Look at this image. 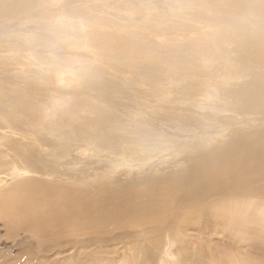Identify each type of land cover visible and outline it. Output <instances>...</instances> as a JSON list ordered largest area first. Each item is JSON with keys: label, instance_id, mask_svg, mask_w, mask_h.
I'll list each match as a JSON object with an SVG mask.
<instances>
[{"label": "rangeland", "instance_id": "rangeland-1", "mask_svg": "<svg viewBox=\"0 0 264 264\" xmlns=\"http://www.w3.org/2000/svg\"><path fill=\"white\" fill-rule=\"evenodd\" d=\"M68 1L33 0L37 3L35 5L37 8L30 13H23L20 18L11 19L8 16V18H0V90L4 98L1 102L5 103V108H11L12 116L33 118L39 127L43 124L41 128L44 131L43 143L45 144L44 148H35L33 141L37 140H29L33 135L27 126L0 122V157H3L2 161L0 160V178L8 181L0 185V194L3 191L8 194L14 193V196L22 195L21 192L26 193L28 197L24 202L27 209L30 207L28 212L25 211V207L12 208L9 206L11 201L0 204V264H264V256L261 255L264 253L263 177L247 182L246 193L239 191V194L234 196L232 193H223L227 198L231 197L228 198L226 206H223L231 207L228 213H223L219 208L222 201L220 199L218 207H215L218 208L217 210L211 207L202 209L200 205L189 208L190 215L185 214L182 225L174 223L172 232L165 230L163 234L156 232L153 235L139 236L132 233L134 227L111 224L102 226L98 223V219L92 216L91 219L87 217L77 219L78 215L73 211L78 207L84 211L88 210L87 204H90L92 195L93 203L91 204L103 205V197L111 193L108 195L107 210L119 204H123L120 205L121 209L134 205L142 208L155 202L162 206L163 210L164 205L176 197L175 182L172 181L168 186H161L154 195H150L149 190H145L144 195H138L128 188L134 183L133 181H129L130 184L126 186L125 181L128 180L129 174L123 171L105 173V176L97 175L81 167L84 165L82 160L79 164L75 159L72 167H63V164L68 161L64 160L66 156L68 157L67 152L77 155L85 146L83 140H79L76 146L71 143L73 138H78V134L79 137H83L78 130V123L86 125L90 136L97 130L99 136L111 137L119 142H124V138L118 135L129 139L127 132L132 129L136 131L148 123L149 127L164 130L169 137L175 133L183 136L184 140L188 138L187 130L196 128L197 135L201 136L204 132L202 137L207 139L209 144L202 150L213 153L219 149L218 153L209 154L215 160L225 157L226 146L236 145L237 141H240L244 150L242 159L244 167L255 162L258 157V152L255 151L259 146L249 149L248 143L255 142L258 136L264 138V122H259L263 117L261 113L255 114L258 117L255 126L252 120L247 119L245 108L249 103L254 102L250 98L240 97L242 124L232 118L234 113L231 111V113L222 112V117H217V111L212 108L198 111L178 109L165 114L166 110L161 112L153 108L152 111L151 107H145V105L127 109L124 107L117 109L116 105H109V109L115 110V114L110 119L104 113H99V110L94 111L93 106L87 103L99 100L105 103L109 96H114L115 99L131 95L133 92L143 95V92H148L151 87L148 79L157 77L152 76V73L165 75L157 78L152 91L157 90L162 94L164 88H167L164 95L170 97L174 96L173 93L170 95L171 91H174L170 87L175 86L170 85L168 81L181 85L183 82L186 83L189 75H196L201 79L202 85L210 84L209 87L202 88L200 92L195 89L199 97H203V93H211L215 98L219 97L216 100V104L219 103L218 106L221 102L227 104L233 98L232 95L230 96L229 88H234L238 84L241 85L240 87L244 86L246 89L255 91L249 86L251 79L249 74L252 73L248 70L257 71L258 83L264 84V54L251 55L250 48H254L255 45L259 47L258 37L255 35L252 37L251 33L255 29H260L262 31L260 34L264 35V25H261L264 15H251L249 12H244L241 9L243 4L235 1V10L226 13L225 16L236 20V24L232 22L217 24L216 21L206 22L204 15L200 14L202 8L199 5L190 15L184 9L179 11L180 6L173 3L176 13L171 14L166 9L171 3L167 0H154L153 4L147 3V6L159 4L152 9H142L140 5L135 4L134 8L137 11L126 8L123 3L125 0H109L110 6L107 12L103 6V0H89L85 4L90 7L94 5L92 9L75 15V12L72 14V9L80 5V2L67 5ZM244 2L247 4L248 0ZM95 5L102 8L97 6L95 9ZM48 14L52 17L51 19H48ZM180 15L185 16L187 20L177 17ZM167 17H174L175 24L179 23V26L157 32L156 29L165 24ZM16 19L19 21L18 24ZM243 20H247L249 27L237 23ZM127 22H130L134 28H129L130 25ZM127 27L135 31V39L126 40L122 37L126 33H121L120 29ZM245 30L248 31L246 34L250 35L248 39L244 35ZM107 35L115 38H105ZM230 36L233 37L228 39ZM252 42L255 43L254 46ZM240 73L243 75L239 77ZM170 74L175 77H169ZM203 77H212V81L204 82ZM224 77L227 78L225 84L218 83L219 79ZM246 77L249 79L247 80ZM244 81H246L245 84H243ZM145 85H147L146 89ZM168 89L171 90L170 93ZM11 99L16 103L13 107ZM259 100L260 108L264 109V97H259ZM230 105L229 101L227 108ZM199 114L204 119L199 120L197 116ZM146 115L151 118L159 117L150 119ZM218 120L224 122V125L217 123ZM120 122L122 123L119 124ZM169 124L170 127H167ZM11 129H15L16 133H13ZM219 129H222V133H219ZM183 130L185 132H182ZM28 149L33 155L29 154L30 161L24 163L20 161L21 156L26 154ZM195 152H189V154L197 155ZM227 155L232 157L229 153ZM14 165L17 166L13 171L17 180L12 181L11 175H6L3 171L8 172ZM23 166H29L32 169L42 167L46 172L53 171L54 174L47 176L33 171L21 177L23 171L20 167ZM175 166L170 164L166 170H172ZM188 166L189 163L184 165L185 168ZM263 168V162H259L254 171L259 172ZM60 173L64 174V178ZM247 174L245 170V179L248 177ZM154 175L159 177L158 173ZM66 176L71 178L67 179ZM113 178H120L125 185L114 183ZM36 180L43 183L50 182L55 189L52 186L50 191L49 186L38 184ZM108 184L109 187L102 190V186ZM19 186H24V189L17 191ZM39 190L42 191H40L41 194L35 195ZM121 192L127 197L119 199L118 204L117 195ZM240 200L242 203L239 202ZM14 201L17 200L14 199ZM236 202L239 203V207H247V219L238 209H234ZM19 203L22 202L19 201ZM55 204L58 206H54ZM43 205L47 211L40 210ZM186 206L184 208L187 209ZM8 208H11L10 211L13 212H8ZM37 209L46 217V219L44 217L46 222L43 217V220L38 221L41 213L39 217H31L29 220L30 211L35 214ZM233 210L240 212L237 214L238 222L235 223L229 216ZM11 216L14 220H10ZM42 223L43 227L47 225L49 232L41 229ZM230 226H234L233 229Z\"/></svg>", "mask_w": 264, "mask_h": 264}, {"label": "bare ground", "instance_id": "bare-ground-1", "mask_svg": "<svg viewBox=\"0 0 264 264\" xmlns=\"http://www.w3.org/2000/svg\"><path fill=\"white\" fill-rule=\"evenodd\" d=\"M88 1L89 0H73V1L69 0L66 4L71 5L73 2H80V5H78L75 9L74 8L72 9V14L75 12V15H78L80 13H86V11L88 9L89 10L92 9V7L94 5H92V7H90V6H88V4H85L86 2L88 3ZM108 1L109 0H103V6H104L106 12L108 11L109 6H110V3ZM153 1L154 0H125V2H123V3H124V6L126 8H132L133 11H137L134 8L135 4L140 5L142 9H152L154 7H158L159 4L152 5L154 3ZM167 1L171 2L170 5L166 7L167 11L171 14L176 13L173 3L178 4L180 6L179 11L184 9L185 11L190 13V15L193 13L194 8L199 5L200 8H202V11L200 12V14L204 15L203 18H205L206 22L216 21L217 24L229 23V22L236 24V20L228 18L225 16L226 13H229V12H232L235 10V1H237L239 3L241 2L243 4L241 9L244 12H249V13H251V15H253V14H263L264 15V0H248L247 4L244 2V0H167ZM149 2L152 4H148V6H147V3H149ZM36 4L37 3L33 2V0H0V18L4 19V17H7V16L11 19L20 18L23 13H30L31 11L35 10L37 8V7H35ZM97 6L98 5H95V9ZM98 7L102 8V6H98ZM187 9H189V11ZM207 9H209L211 12H208ZM133 11H131V12H133ZM56 14H57V12H56ZM147 17H148V15L145 17V19H147ZM177 17H179L183 20H187L184 18L185 16L183 17V15H180ZM51 18L52 17L48 14V19H51ZM128 19H129V17H128ZM16 20L18 21V19H16ZM164 22H165V24L162 27L156 29L157 32L167 30L168 28L171 29L174 26H177V27L179 26V23L175 24L176 20L174 19V17H167V20ZM16 23L18 24L19 21ZM127 23H129V25H130V22H127ZM237 23H241L243 26L248 25V27H249V23H247V20H243L240 22L237 21ZM10 24H11V22H10ZM23 25H24V23H23ZM261 25H264V18L262 20ZM9 28H11V27H9ZM129 28L132 29L134 27H132V25H130ZM129 28L127 27L126 29L125 28L120 29L121 33H126L122 37L126 38V40L135 39L136 38V35L134 34L135 31H132ZM11 31H14V30H11ZM24 31H25V29H24ZM245 31H246L244 33L245 37L247 39L250 38V35L246 34L248 31L247 30H245ZM261 32L262 31L260 29H255L251 33L252 37L255 35L259 39V42H258L259 44H257L259 46L258 48L255 45V43L252 42V46H254V45L256 46V47L254 46V48H250L252 50L251 55H253V56L255 53H259L261 55L264 54V35H261L260 34ZM14 33H15V31H14ZM240 34L242 35V33H240ZM240 34H238V35L240 36ZM12 35H14V34H12ZM21 37H23V36H21ZM122 37H120V38H122ZM232 37L233 36H230V37H228V39H231ZM105 38H115V37L114 36L112 37L111 35L110 36L107 35ZM234 38H236V36H234ZM256 48H257V50H256ZM247 50H248V48H247ZM6 55H7V53H6ZM2 56H3V54H2ZM17 56H19V55H17ZM254 69L256 70V68H254ZM248 72L252 73V74H249V75H251V79L249 80L250 81L249 86L253 87V89L255 91L250 90V89H246V88H244V86L240 87L241 86L240 84L236 85L234 88H232V87L229 88V91H231L230 96L231 95L233 96L232 99H230L228 96V99H230L229 101L231 102V105L229 106V108H227V104H229L228 100H227L228 101L227 104L226 103L223 104L221 102L222 105L220 104V106H218L217 104H219V103L216 104V100H218L219 97L217 99L211 93H203V97L202 96L199 97V94L197 91H195V89L200 92L202 88H204L206 86L209 87L210 84L202 85L201 79L196 75H189L186 83L183 82L181 85H178V83L175 84V83L168 81L170 83V85L175 86L174 88L170 87L171 90H174V91L170 90L171 91L170 95H172V93H173L174 96L170 97V96L164 95L165 91H167L166 90L167 88H164V91L161 90L163 92L162 94L159 93V91H157V90L152 91V87L153 86L155 87L157 78H160L161 76H165L162 74H153V73H152V76H157V77H153L151 79H148V82L150 85L147 83L146 84L151 86V87L149 90L147 89L148 92H143V95H137L136 93L133 92V94H131V95L128 94V96L127 95H125L123 97L120 96V98H115V99H114V96L113 97L109 96L107 102H105V103H103L101 100H99L100 102L95 101V102L87 103V104H89L90 106H93L94 111L99 110L98 111L99 113L100 112L104 113L106 115V117L110 118V119H111V116H113L115 114L114 113L115 110L109 109V107H110L109 105H116L117 109H120L119 107H124L126 109L131 108V107H133V108L139 107L140 108L143 105H145V107L146 106L151 107L152 111H153V108L158 109L161 112L166 110L165 114H168L169 112H175L178 109H181V111H184V110L198 111L200 109L212 108L215 111H217V117L218 116L222 117V114H221L222 112L226 113L227 111H229V112L231 111L232 113H234V114H232L233 115L232 118H234V120H238L240 122V124H242L241 98L240 97H242L244 99L250 98L251 101H254V102L252 104L251 103L248 104V107L245 108V112H247V115H248V116H246L247 119L252 120L253 126H255L256 121L258 119V117H256L255 114L258 115V113H261L263 115V117L259 115L260 117H262L259 122H261V121L264 122V109L260 108V102L261 101L259 100V97H264V84L258 83L257 78L259 76H258V74H256L257 71L254 72V70L249 69ZM241 74L242 73H240L239 77L241 76ZM244 74H246V73H244ZM247 75H248V73H247ZM249 75H248V77H249ZM169 77H175V76L170 74ZM178 77H180V76H178ZM248 77H246L247 80L249 79ZM203 78L205 79L204 82H211L212 81V77H203ZM226 80H227V78H225V77L220 78L218 83L223 85V84H225ZM228 81H230V80L228 79ZM239 82H240V80H239ZM239 82H237V83H239ZM245 82L246 81H244L243 84H245ZM159 83H160V81H159ZM159 83H158V85H159ZM246 84L248 85V81ZM147 85L144 86L145 89H146ZM185 86H187V87H185ZM144 87H143V91H144ZM141 89L142 88H140V90ZM190 89H192V90H190ZM230 89H232V90H230ZM256 89H258V91ZM168 91H169V89H168ZM170 91H169V93H170ZM250 92H252V93L249 94ZM166 93H168V92H166ZM227 93H228V91H227ZM222 95H224V94H222ZM3 99L4 98H2L1 90H0V122L13 123L15 125H22V127L27 126L28 129L30 130V133L33 135L29 140L30 141L32 139L37 140V141H33L35 148H37V147L44 148V146H45V144L43 143L44 131L41 128V126L43 124L39 127L38 124L36 123L35 119H33V118L24 119V118L12 116L11 115V108H9V107L5 108V106H4L5 103L1 102V100H3ZM221 99H222V97H221ZM6 100H8V98ZM101 102H102V104H100ZM11 103H12L11 104L12 107L16 104L13 99H11ZM18 104H22V103H18ZM153 104H156V105L154 106ZM145 109H147V108H145ZM78 110H80V109H78ZM147 112L149 114V111H147ZM212 112H213V110H212ZM83 113H85V112H83ZM130 113H132V112H130ZM78 114L80 116V112ZM88 114H89V112H88ZM144 114H147V113H144ZM227 114H229V113H227ZM213 115H215V114H213ZM79 116H78V118H79ZM148 116H147V118H148ZM171 116H175V115H171ZM197 116H198L199 120L203 118V116L201 114H199ZM230 116H231V114H230ZM155 117H152V118H155ZM158 117H156V119ZM152 118L150 117V119H152ZM138 119L139 118H137V120ZM145 119H146V117H145ZM163 120H164V118H163ZM163 120H161V121H163ZM142 121H143V119H142ZM157 121L158 120H156V122ZM161 121H159V122H161ZM125 122H126V120H125ZM121 123L122 122H120L119 124H121ZM217 123H219V124L221 123L224 125V122H222L220 120H218ZM231 123L234 124V122H231ZM58 124H60V123H58ZM130 124H131V122H130ZM148 124H144L138 130L136 129V131L134 129H132L130 132H127L126 134H129V135H127L129 137V139H127V137H125V136L118 135V136H121V138L122 137L124 138L123 139L124 142H119L117 139H113L111 137L99 136L97 133V130L94 133H92V135L90 136L89 130L87 129L86 125H84L82 123H78V126H77L78 130L83 134L82 135L83 137H79V134H78V138H73V141L71 140L72 141L71 143L74 144V146H76L77 144H79V142L81 140H83V141H85L84 142L85 146L81 149V152L78 153L77 155H72L71 152H67L68 157L65 155L66 157L64 158V160H68V161H66L67 163H64V164L62 163L63 167H70V166L72 167L73 161L75 159L79 164L82 160L84 165L81 167H84L85 169H88L89 171H92L94 174H97V175L98 174L104 175L105 173L108 174V173H116L119 171H123L125 174H127V175L129 174L128 180L125 181L126 186L130 184L129 181H133L134 183L132 185H129L128 188L131 189V192L137 193L138 195L139 194L144 195L145 190L151 191L150 195H154L158 190H160L161 186H163V187L168 186V185H170L169 183H171L173 181L177 184V187L175 188L176 197L171 202L164 205L165 207L163 210H162V206H160L156 202L150 203L149 205L144 206L142 208L139 207V205H134V206H129V207L121 209L120 205H123V204H119L120 203L119 199L127 197V195L125 193L121 192L117 195V200H118L119 205L112 206L110 208V210H107V205L109 203L108 195H111L112 193L103 197V199H104L103 205H101L99 203L91 204V203H93V200H92L93 195L90 196V194H89L90 204H87V205H89L88 210L84 211V210H81L80 207H78V208L74 209V211H73L78 215L77 219H81L82 217H87V218L91 219V216H92L94 219H98V223H100L102 226L105 224L106 225L111 224V225H122V226L134 227L135 229H133L132 233H136L139 236L153 235L156 232L159 234H163L165 230H170L172 232L171 229H172V225L174 223H179V225H182V223L185 220V216H186L185 214L190 215L188 213L189 208H193L197 205H200L199 207H201L202 209H206L208 207H211L213 210H217L218 208H215V207H218V203H219L220 199H222V201H220L219 208H221V211L223 213H228V211L230 212V208H231L230 206H229L230 208L229 207L228 208L223 207V206H226L225 204H227L228 198H231V197L227 198V196L226 195L224 196L223 193L224 192L232 193L233 196H234V194H236V195H237V193L239 194V191H242V193L243 192L246 193V183L247 182L253 181L259 177L264 178V168L259 172L254 171L256 164L259 162H263V167H264V138L262 136H258L256 138L255 142L248 143L249 149L255 148L254 146H259L256 148V151H255V152H258V157L256 158L255 162L250 163L244 167V161H242V159L244 157V150H243V144L240 141H237L236 145L230 144V145L226 146V148L224 149L225 157H223L221 160H215L214 157H210L209 154H211V155L216 154V153H218L219 149L217 150V152L214 151L213 153L211 151L202 150V149L207 148L209 145V144H207V139L202 137L205 127L203 128V131H202L203 133H201V136L199 134L197 135V133L195 131L196 128L189 129L190 128L189 127L188 128L189 130H187V129L186 130L188 131V134L189 133H191V134L190 135L187 134L188 138L184 140L183 136H178L175 133L171 134V136L169 137V136H167V134L165 133L164 130H159L156 128L149 127ZM219 124H218V127H219ZM164 126H165V124H164ZM227 126H229V125H227ZM167 127H170V124ZM159 128H160V126H159ZM236 128H237V126H236ZM109 129H110V127H109ZM11 131L13 133H16L15 129H11ZM187 131H186V133H187ZM72 132L75 133L74 131H72ZM182 132H185V131L183 130ZM64 133H65V131H64ZM119 133H121V132H119ZM219 133H222V129H219ZM258 135H260V133H258ZM62 136L64 137V134ZM187 136H185V137H187ZM214 136H215V134H214ZM23 137H24V135H23ZM30 141H29V143H30ZM222 148H223V146H222ZM201 150H202V152H200ZM189 152H195L197 155L189 154ZM227 153L231 154L232 157L231 158L228 157ZM29 154L33 155V153L28 149L27 153L21 156L20 161H22L24 163L29 162L30 161ZM1 158H3V157L2 156L0 157V160L2 161ZM186 163H189L188 168L184 167V165ZM170 164H174L176 166L173 167L172 170L171 169L166 170V168H168V166ZM10 165H11V163H10ZM78 166H76V167H78ZM16 167L17 166L14 165V166L10 167V170L8 172L3 171L4 174L6 173V175H11L10 179L12 181L17 180L15 173H13V171L15 170ZM162 167H164V168H162ZM20 168H22V171H23V174H21V177H24V175H26L27 173L30 174V172H33V171L37 172L39 174H42V175H47V176H50L53 173V171L46 172L42 167H41V169H39L38 167L32 169V168H29V166H27V167L23 166ZM197 168H199V170H195ZM245 170L248 172V174H247L248 177L246 179H245ZM157 173H158V175L161 173L159 175V177H156L154 175ZM148 174H151L153 176L151 177ZM60 175L64 178L63 173H60ZM145 175H146V177H143ZM66 178L70 179L71 177L66 176ZM130 178H135V179H130ZM113 179L115 181L114 183H117L119 185L121 184L123 186L125 185L124 182H122V180L120 178H113ZM36 181H34V183L36 182L38 184L49 186L48 190H50V188H52V186H53L50 184V182L49 183H46V182L43 183V181H40V180L39 181L36 180ZM6 182H8L6 179L0 178V185L4 184ZM74 183H76V181H74ZM53 187L55 189V186H53ZM108 187H109V184L102 186V190H104ZM34 188H36V187H34ZM23 189H24V186H19L17 188V191L23 190ZM40 191L41 190L36 192L35 195H40L41 194ZM3 192L0 194V204L11 201V204H9V206H12V208L15 206L26 208V205H25L26 202H24V200L28 197V195L26 193L21 192L22 195L15 194V196H14V193L8 194L5 191H3ZM109 192H107V193H109ZM116 192H118V191H116ZM99 194H101V193H99ZM217 196H219V197L222 196L223 198H218ZM113 197H115V196H113ZM156 198H158V197H156ZM14 199H16L17 201H14ZM166 199H167V196H166ZM159 200H162V199H159ZM19 201L22 203H19ZM15 202H17V203H15ZM239 202H241V200ZM234 203H235V201H234ZM236 203L237 204H235L233 206L234 209H236V210L238 209L247 219V207H244V208L239 207V205H238L239 203L238 202H236ZM6 204H4V205H6ZM243 204H244V202H243ZM243 204H240V205H243ZM56 205L58 206V204H55L54 206H56ZM44 206L45 205H43V207ZM185 206L188 208L187 209L184 208ZM43 207L40 208V210L47 211V210H45V207L44 208ZM8 209H9L8 210V212H9L11 208H8ZM28 209L26 208L25 211L27 210L29 212L30 209L29 210ZM50 209H51V207H50ZM242 209H244V211ZM236 210H233L231 212V214L229 215L233 219L234 223L238 222L237 214L240 213L239 211H236ZM67 211H69V209ZM28 212H26V213H28ZM30 212H31V214L28 213V215L30 214L29 220H31V217H34V218L39 217L40 213H41V217L38 218V221H40L42 219V217H43V219L45 217L41 211L39 212L38 209H37V211H35V214H33L32 211H30ZM8 216L10 217L9 214H8ZM11 218H10V220H14L12 216H11ZM45 219H46V217H45ZM67 219H69V217ZM26 221H27V218H26ZM45 222H46V220H45ZM21 223H23V222H21ZM53 224H55V223H53ZM88 224H89V222H88ZM40 227H41V229H45L48 232L50 230V229L49 230L47 229L48 228L47 225H45L43 227V223H42V225H40ZM51 227H52V225H51ZM89 227H91V226H89ZM230 227L233 229L234 226H230ZM53 228H54V226H53ZM87 228H88V226H87ZM193 228H194V226H193ZM236 228H237V226H236ZM85 230H86V228H85ZM130 230H132V229H130ZM63 232H65V231H63ZM125 234H127V232ZM129 235L133 236L131 234H129ZM261 255L264 256V253H261ZM248 260L250 261V259H248Z\"/></svg>", "mask_w": 264, "mask_h": 264}]
</instances>
